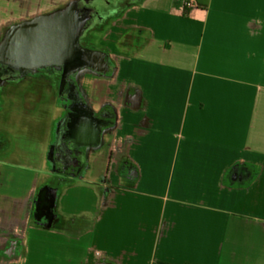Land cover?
<instances>
[{
  "label": "crops",
  "instance_id": "obj_1",
  "mask_svg": "<svg viewBox=\"0 0 264 264\" xmlns=\"http://www.w3.org/2000/svg\"><path fill=\"white\" fill-rule=\"evenodd\" d=\"M69 1L0 0V39L13 22ZM193 1L135 0L93 29L107 36L99 50L116 69L89 98L116 104L115 149L62 181L52 205L60 103L43 77L9 85L4 104L0 93V119L19 97L48 109L37 149L0 128V264H239L247 245L257 254L243 252L245 261L264 264V0ZM116 153L125 158L114 175ZM235 164L257 168L249 182H230ZM67 183L90 201H64Z\"/></svg>",
  "mask_w": 264,
  "mask_h": 264
},
{
  "label": "flooded vegetation",
  "instance_id": "obj_2",
  "mask_svg": "<svg viewBox=\"0 0 264 264\" xmlns=\"http://www.w3.org/2000/svg\"><path fill=\"white\" fill-rule=\"evenodd\" d=\"M122 2L123 0H78V4L87 9V22L99 16L108 6L113 10ZM113 16L109 15L105 21ZM98 24L100 23L93 26L97 27ZM115 69L116 64L106 51L89 47L84 41L65 62L41 66L34 72H23L20 77L18 76L21 70L0 65L2 96L9 85L17 84L29 77H43L50 83L54 98L60 103L61 112L53 124L49 146L54 182L46 193V201L51 205L58 198L62 181L84 177L91 160L101 154L112 155L114 152L115 148L109 143L110 134L117 126V106L106 102L97 108L89 96H92L95 90L98 92L109 89ZM129 91L125 94L131 98L137 94ZM101 178L105 184H110L108 168L103 171Z\"/></svg>",
  "mask_w": 264,
  "mask_h": 264
},
{
  "label": "water",
  "instance_id": "obj_3",
  "mask_svg": "<svg viewBox=\"0 0 264 264\" xmlns=\"http://www.w3.org/2000/svg\"><path fill=\"white\" fill-rule=\"evenodd\" d=\"M131 1L123 0L113 10L108 6L89 22L87 9L78 4V0L13 22L0 39V65L21 70L20 77L23 72H34L41 66L65 62L81 47L90 27L104 22L109 15L118 14ZM254 173L255 168L251 165L235 164L228 178L232 183L243 184L249 182Z\"/></svg>",
  "mask_w": 264,
  "mask_h": 264
},
{
  "label": "rangeland",
  "instance_id": "obj_4",
  "mask_svg": "<svg viewBox=\"0 0 264 264\" xmlns=\"http://www.w3.org/2000/svg\"><path fill=\"white\" fill-rule=\"evenodd\" d=\"M103 23V22H102ZM100 23V24H102ZM98 24V25H100ZM97 25V26H98ZM96 27L92 26L87 34L84 36L83 41L84 43L92 48L100 49L99 47H102L103 44H107L108 38L103 33H94L93 29ZM93 32V33H92ZM99 34V38L95 39V37ZM107 51V48L105 46L104 48ZM27 83V82H26ZM21 83L20 90H24L25 84ZM27 85V84H26ZM11 87V86H10ZM3 104L5 103V99L2 96ZM18 102V103H17ZM13 103H17L14 109L12 110V113H8L9 118H2L0 119V128L4 127V129H7L8 134L10 137H14L17 140L23 141V143L28 145L30 148L34 146V149L39 148L40 142H43V138L45 136V132H48V119H47V108H43V104L28 102L23 100V98H17ZM13 139V138H12ZM16 140V141H17ZM114 160H111L110 162V168L114 169L113 174L116 175V173H120L123 170V159L124 154L123 153H116L114 154ZM66 186V188L71 191V193L65 195L63 197V200H74L79 203L88 202L90 201V194L87 193V190L82 185H74L69 184ZM244 238L248 241L252 240L254 244L258 245L260 241L257 239V232L253 228V224L245 223L244 224ZM259 246L256 247L258 249ZM250 246H244L243 248H240L237 250L238 256L240 258L239 264H249V262H246L243 257L244 253H250L251 256L257 254Z\"/></svg>",
  "mask_w": 264,
  "mask_h": 264
},
{
  "label": "built area",
  "instance_id": "obj_5",
  "mask_svg": "<svg viewBox=\"0 0 264 264\" xmlns=\"http://www.w3.org/2000/svg\"><path fill=\"white\" fill-rule=\"evenodd\" d=\"M180 1H183L185 7H192L194 6V1L193 0H180Z\"/></svg>",
  "mask_w": 264,
  "mask_h": 264
},
{
  "label": "trees",
  "instance_id": "obj_6",
  "mask_svg": "<svg viewBox=\"0 0 264 264\" xmlns=\"http://www.w3.org/2000/svg\"><path fill=\"white\" fill-rule=\"evenodd\" d=\"M135 1V0H134Z\"/></svg>",
  "mask_w": 264,
  "mask_h": 264
}]
</instances>
